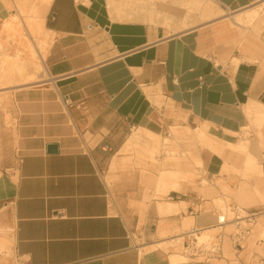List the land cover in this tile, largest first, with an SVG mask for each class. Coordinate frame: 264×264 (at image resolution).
I'll list each match as a JSON object with an SVG mask.
<instances>
[{"label":"crops","instance_id":"obj_1","mask_svg":"<svg viewBox=\"0 0 264 264\" xmlns=\"http://www.w3.org/2000/svg\"><path fill=\"white\" fill-rule=\"evenodd\" d=\"M209 1L222 11L220 20L177 31L149 12L113 19L108 0H52L45 13L52 37L46 84L60 105H52L50 91L42 122L41 114L30 120L20 141L0 140V264H172L178 257L186 264L261 262V239H248L239 250L226 235L221 256L210 263L188 252L186 236L182 248L148 253L146 247L192 227L213 229L220 212L187 192L169 194L168 202L186 205L167 216L157 206L146 209L141 199L115 203L105 177L129 132L168 134L166 104L183 117L178 128L184 133L207 128L233 144L251 126L246 107L264 105V30L241 27L243 38H224L233 33H222L227 23L210 29L226 22L223 14L264 0ZM54 107H60L55 115ZM251 143L264 167V147L258 139ZM49 145L58 153L49 154ZM201 159L206 177L221 175V158L202 153Z\"/></svg>","mask_w":264,"mask_h":264},{"label":"rangeland","instance_id":"obj_2","mask_svg":"<svg viewBox=\"0 0 264 264\" xmlns=\"http://www.w3.org/2000/svg\"><path fill=\"white\" fill-rule=\"evenodd\" d=\"M189 1L191 0H144L142 3V11L139 15V19L144 17L146 13L154 14L153 17L158 22H165L173 25V29L182 31L191 27H207L213 25L217 20L209 17V14L204 11L205 7L214 6L209 0H196L197 5L194 6ZM261 9L260 17L254 21H243L241 25L253 30L257 34L264 30V2L260 3L253 8ZM215 8V7H213ZM244 12V11H243ZM243 12L238 14H232V16H242ZM45 16L42 4L39 0H0V140H4L6 145L12 141L22 140L27 135L23 133V128L28 127V122L34 119V117L40 116L39 120H44V110L46 104H48L47 96L45 92L52 91L47 86V76L45 70V62L42 63L40 70L30 71L25 69L30 76L21 75L20 70L10 68L4 61L6 58H11L20 51L22 55V62L28 63L24 47L19 44V38L13 31L14 27H20L22 34L25 38H31L29 34V22H38ZM230 15L223 14V18H228ZM227 23L228 27H231V23L226 20L217 26L210 27L211 31L214 29H221L222 25ZM231 35H224L225 37L242 35L241 38L247 35L245 29L232 27ZM37 37L41 47L47 49V54L52 43V37L42 30L37 28ZM46 54V58H47ZM9 56V57H7ZM46 61V59H45ZM4 66V67H3ZM36 67L37 66H33ZM52 105H60L56 93L52 91ZM51 93V92H50ZM58 107H54L52 114H57ZM168 121H172L168 134L162 138L164 140L163 146L160 148L159 153L155 156L158 164L152 166V161L139 162L135 151H128L126 154H122V150L125 147L122 146L117 151L112 152V158L109 161L108 167L105 171L106 181L110 187L112 199L115 203L120 201V198L128 200H134V198L141 199L143 201L142 206L146 209L157 206L158 200L155 199L157 194L156 182L161 177V171L164 169L163 163L170 153L177 154L181 157H188L189 167L185 172H182V176L179 179V183L187 193H197L198 197L209 202L208 207L211 210L216 209L218 212L225 214L228 217H232L220 231L215 232L209 237H204L198 240V244L208 243L212 237L224 234L230 236L236 231V217L243 216L249 217L255 215L252 221L244 220V225L251 227L252 234L249 238V243H255L258 239H264V217L261 214L264 213V167L260 159L259 164L256 165V170L248 175L241 166L234 167L227 175H220L216 178H208L204 175V165L201 159V154H208L205 146L199 140L194 132L184 133L182 129L178 128L181 125L183 117L174 109L173 106L166 104V112L164 113ZM251 124V123H250ZM134 131V130H133ZM132 132L128 133L130 138ZM179 132L180 135L175 139L174 133ZM262 131V127L258 125H252L248 130L244 131L242 135L233 139L236 143L244 142V138L250 141L249 147L252 144L251 140H257L259 134ZM174 132V133H173ZM130 134V135H129ZM126 140V142H128ZM126 144V143H125ZM247 144V143H246ZM19 155H23L25 151L18 150ZM251 154L253 151L251 150ZM117 160V161H116ZM222 182L224 186L228 187V191L222 188L214 189V195L212 196L209 190H212L219 183ZM261 182L263 185L260 188V193L256 192L255 185ZM241 189H245V192L250 196L249 202L246 204L241 203L236 198L241 192ZM226 195L230 197L231 201L225 199ZM217 197V199H215ZM169 195L162 199L168 202ZM245 212V213H244ZM185 230L188 231V228ZM164 237V235H163ZM166 237V236H165ZM167 239V240H173ZM229 240V239H228ZM227 240V241H228ZM186 241V239L184 240ZM179 248H182V244ZM142 241H137L141 243ZM175 244H170L166 247L165 251L173 249ZM232 249V248H231ZM226 249V255L229 256ZM184 251V250H183ZM230 258L233 257V253H230ZM172 264H186L187 260L183 257L172 259ZM176 261V262H175Z\"/></svg>","mask_w":264,"mask_h":264},{"label":"bare ground","instance_id":"obj_3","mask_svg":"<svg viewBox=\"0 0 264 264\" xmlns=\"http://www.w3.org/2000/svg\"><path fill=\"white\" fill-rule=\"evenodd\" d=\"M42 4L44 13L47 12L52 0H39ZM124 2V3H123ZM194 6L201 7L200 4L197 5L198 1L191 0L189 1ZM142 3H144V0H108V6L110 15L113 19L116 20H133L136 19L137 16H139V12L142 11ZM214 6H207L205 7L204 11H206L209 14V17L212 19H216L222 15V11L219 9L215 10L213 8ZM262 8H251L248 10H245L243 12L242 16L236 17L232 16V14H229L230 16L227 18V20L231 23V27L228 29H224L222 33H230L232 31V27L235 28H241L245 27L241 25L243 21L251 22L260 17V11ZM149 12V11H148ZM29 34L31 38H25L22 34L21 28L18 26L13 28V31L19 38V44H21L24 47V52L26 54V59L28 63H23L22 55L20 54V51L16 52L13 57L4 59L3 62H5L7 65L10 66V68H14L16 70H20L21 75H28L30 76L27 71H35L40 70L42 68V63L45 62L47 49L40 46L39 40H38V33L37 28L39 27L40 30L43 32H46L49 34L45 27V16L41 19V21L38 22H29ZM9 57V56H7ZM234 65H238L240 63L239 60H234ZM33 66H37L33 67ZM4 67V66H3ZM25 69H28L25 71ZM46 95H50V91L45 92ZM247 114L249 116L250 122L252 125H258L259 127H262V131L259 134L258 141L261 144L262 147H264V105L259 103L251 102L247 107ZM245 129L244 131H246ZM199 140L203 143L205 146L208 154L215 155L219 158H221L224 162L222 167L221 175H227L234 167L241 166L243 170L249 175H251L256 170V165L259 164L258 159L251 154L249 144L250 141L247 139V137L244 138V142L242 143H229L221 138H218L216 136L211 135L208 132L207 128H201L196 129L193 131ZM174 133V132H173ZM180 135L179 132H175L174 136L175 139ZM247 143V144H246ZM164 140L163 138L155 134L145 128H136L129 138L128 143L125 145V147L122 150V154H126L128 151H135L137 155V159L139 162L143 163L148 160H151L152 166L159 165L157 160L155 159V156L159 153L160 148L163 146ZM87 147L83 146L82 149H86ZM117 161V160H116ZM164 169L161 171V177L156 182L157 186V194L155 199L158 200L157 203V209L160 214V216H167L171 214H175L179 212V207L182 205L185 207L186 204H177L174 202H166L162 198L167 197L171 192H183L186 193L185 189L181 187L179 183V179L182 176V172H185L187 168L189 167L188 157L185 156L184 158L181 156H178L177 154L170 153L167 155L164 163H163ZM262 183L259 182L255 185L256 192L260 193V188L262 187ZM222 188L223 190L228 191V187L224 186L222 182L219 183L218 186L213 188L212 190H209L212 196L214 195V189ZM245 189H241V192L239 191V194L237 195L238 201L241 203H248L250 196H248L245 192ZM217 199V197L215 198ZM225 199L228 201H231L230 197L226 195ZM245 213V212H244ZM243 217V216H242ZM262 217V216H261ZM228 220H232V217H228ZM192 229H194L192 227ZM191 229V230H192ZM222 228H213V229H204L200 231L199 233H196L197 239H202L204 237H209V235H213L215 232L220 231ZM190 232L179 236L177 238H174L173 240H165L162 242H158L156 244L150 245L146 247V251L154 252L158 249H165L170 244L180 245L185 238L187 237V234ZM186 236V237H185ZM210 240V239H209ZM3 242H0V246H2ZM204 243V242H203ZM201 243V244H203ZM176 262V261H175Z\"/></svg>","mask_w":264,"mask_h":264},{"label":"built area","instance_id":"obj_4","mask_svg":"<svg viewBox=\"0 0 264 264\" xmlns=\"http://www.w3.org/2000/svg\"><path fill=\"white\" fill-rule=\"evenodd\" d=\"M264 217V213L261 214ZM255 215H250L249 217H236V231L234 234L230 235V239L236 249L242 250L243 244L247 242V240L251 237L252 228L244 225V220L252 221ZM229 221H227V216L218 213L216 217V225L214 228H223ZM202 230L192 229L189 234H187V250L195 257L204 258L207 263L212 262L213 259L218 258L222 254V243L224 241L225 235L219 234L216 239H210L208 243L198 244V240L196 237V233H199ZM261 243L264 244V239L260 240ZM258 264H264V258Z\"/></svg>","mask_w":264,"mask_h":264},{"label":"water","instance_id":"obj_5","mask_svg":"<svg viewBox=\"0 0 264 264\" xmlns=\"http://www.w3.org/2000/svg\"><path fill=\"white\" fill-rule=\"evenodd\" d=\"M47 152L49 154H57L58 153V146L57 145H49L47 147Z\"/></svg>","mask_w":264,"mask_h":264}]
</instances>
